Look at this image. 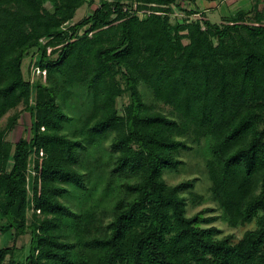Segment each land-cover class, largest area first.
<instances>
[{
    "label": "trees",
    "instance_id": "16d2710c",
    "mask_svg": "<svg viewBox=\"0 0 264 264\" xmlns=\"http://www.w3.org/2000/svg\"><path fill=\"white\" fill-rule=\"evenodd\" d=\"M92 1L73 23L88 0H0V119L30 115L12 149L16 114L0 131V236L30 237L10 264H264V10L216 24L196 0ZM202 140L222 219L255 222L236 242L186 215L179 193L201 199L191 182L162 179ZM10 253L0 247V264Z\"/></svg>",
    "mask_w": 264,
    "mask_h": 264
},
{
    "label": "rangeland",
    "instance_id": "374dc122",
    "mask_svg": "<svg viewBox=\"0 0 264 264\" xmlns=\"http://www.w3.org/2000/svg\"><path fill=\"white\" fill-rule=\"evenodd\" d=\"M196 5L200 10H204L205 6L213 7L212 10H207V20L211 23H220L222 18L228 16L231 13L240 10H252L257 8L264 10V0H196ZM215 6V7H214ZM97 7V2L88 0L87 4L79 8L74 15L73 23L79 22L83 18L92 14L94 9ZM181 15L171 16L170 21H181ZM250 18L252 17L249 16ZM175 18V19H173ZM196 18V17H195ZM186 43V40H183ZM31 57H27L23 60L22 71L25 79H27V71ZM121 86L124 87L123 81H120ZM129 101L128 94L125 92L121 97L115 99V107L119 115L122 114L123 107ZM157 109L163 114L169 116L170 109L162 104H155ZM16 114L17 125L5 133L4 140L9 143L11 149L13 145L18 141L19 138L25 139L30 138L29 125L30 115L28 112L23 110L20 105L16 109L9 111L0 119V131L6 127L8 120ZM114 134L110 135L108 141L105 143V148H109ZM206 141L202 140L200 145H188L191 149L181 150L178 155V160L181 161V165L174 172L165 171L162 179L167 186L174 187L182 183L191 182L193 188L191 192L197 194L201 199H194L190 195V190H184L180 192V196L184 199L186 215L192 217L196 214H201L203 218H214V221L210 224H203L204 227L213 226L219 230L218 238L231 237L233 242L238 241L243 233L247 230L255 228V222L238 228L229 227L226 222L222 219L221 213L217 208L216 204L210 200L209 197V180L207 178L205 170V159H206ZM32 166V156L30 157V170ZM32 175V172L30 171ZM3 201L0 196V202ZM31 211L28 212V218H30ZM0 224H5V220L0 216ZM12 239V232L8 231L0 236V247H10L11 253L5 259L4 264L23 263L25 258L28 256L30 245H29V234L19 236L14 242Z\"/></svg>",
    "mask_w": 264,
    "mask_h": 264
},
{
    "label": "built area",
    "instance_id": "2783aa9c",
    "mask_svg": "<svg viewBox=\"0 0 264 264\" xmlns=\"http://www.w3.org/2000/svg\"><path fill=\"white\" fill-rule=\"evenodd\" d=\"M184 1V0H183ZM136 7V5L134 4V8ZM176 12V11H175ZM151 12L150 11H146L145 13H143V11H138L137 12V15L139 16V17H143V16H145V15H149ZM174 15H181V14H177V12L176 13H174ZM182 16V15H181ZM198 16V15H197ZM29 70H30V78H31V80L33 79V78H38L39 76H40V70L37 68V67H35L34 66V64H33V62L31 63V65H30V67H29Z\"/></svg>",
    "mask_w": 264,
    "mask_h": 264
},
{
    "label": "crops",
    "instance_id": "0c3cea01",
    "mask_svg": "<svg viewBox=\"0 0 264 264\" xmlns=\"http://www.w3.org/2000/svg\"><path fill=\"white\" fill-rule=\"evenodd\" d=\"M196 7H197V5H196ZM214 7H215V6H214ZM204 8H205L204 10H200V9L197 7V8H195L194 10H197V9H198V12H197V13L201 14L202 16L204 15L205 18H207V14H208V11H207V10L210 11V10L213 9V7H207V6H205Z\"/></svg>",
    "mask_w": 264,
    "mask_h": 264
}]
</instances>
